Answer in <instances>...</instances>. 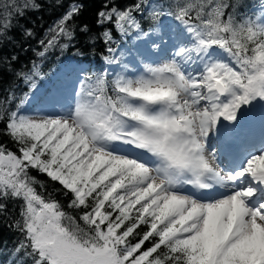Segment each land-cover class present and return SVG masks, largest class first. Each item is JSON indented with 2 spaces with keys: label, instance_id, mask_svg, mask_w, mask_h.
Here are the masks:
<instances>
[{
  "label": "snow or ice",
  "instance_id": "1",
  "mask_svg": "<svg viewBox=\"0 0 264 264\" xmlns=\"http://www.w3.org/2000/svg\"><path fill=\"white\" fill-rule=\"evenodd\" d=\"M40 7L0 0V137L12 145L0 139V222L19 207L11 264H264V0H108L96 33L71 0L39 40L40 62L17 70L3 48ZM81 39L102 43L114 67L82 76L79 60L43 64L57 49L83 55Z\"/></svg>",
  "mask_w": 264,
  "mask_h": 264
},
{
  "label": "trees",
  "instance_id": "2",
  "mask_svg": "<svg viewBox=\"0 0 264 264\" xmlns=\"http://www.w3.org/2000/svg\"><path fill=\"white\" fill-rule=\"evenodd\" d=\"M70 2L71 0H35V3L40 4L41 7L38 10H26V14L22 18H18L17 21H14V27L8 36V40L11 42L7 43L3 48V53L5 55L15 54L19 57V61L16 64L17 70L25 68L30 61L40 62L36 57V51L41 48L39 40L46 38L50 34L49 29L55 27ZM82 2L85 4V8L76 23L88 24L92 28L93 33L100 31V26L96 24L97 12L103 10V5L108 2V0H82ZM132 2L133 0H114V3L121 6H128ZM244 2L245 5L252 4L255 6V0H244ZM61 3H63V7L59 6ZM243 11H248L247 7L243 9ZM25 29L31 30L34 33L32 39L23 38ZM82 45L83 39H81L80 44L77 46L81 48L83 55L75 57V60L73 56L77 48H72L63 53L57 49L48 56L47 60L43 61V64L48 65L50 70H55L61 67L62 62L63 64H68L75 63L76 60H79L81 61L80 64L86 65V71L83 72V76L100 74L103 71L104 65V45L100 43L95 48L91 49H83ZM22 46L26 50H22ZM129 47H131V45H129ZM10 81L11 76L6 75L2 85L3 89H7ZM0 139L4 140L6 144H9V147L12 146L6 137H0ZM32 174L37 176L40 181L47 182V177L34 171ZM54 188H59V185L47 182V191L51 192L56 200L67 205L70 197H65L61 193L54 192ZM9 211L10 214L7 219L0 222V262H5V264H11L14 257L10 255V253H12L13 248L20 239L19 234L10 226L13 217L19 218L18 205L15 203L10 204Z\"/></svg>",
  "mask_w": 264,
  "mask_h": 264
},
{
  "label": "rangeland",
  "instance_id": "3",
  "mask_svg": "<svg viewBox=\"0 0 264 264\" xmlns=\"http://www.w3.org/2000/svg\"><path fill=\"white\" fill-rule=\"evenodd\" d=\"M257 14H258V13H257ZM79 66H80L81 68H83V69L86 68V65H82V64H80ZM113 67H114V66H110V65H107V64L104 63V65H103V71H104V72H109L110 69L113 68ZM116 73H117V74H125V73L123 72V69H121V68H117V69H116ZM126 74L134 76V75L138 74V71H132V72H129V73H126ZM81 75L83 76V73H81ZM73 102H74V98H73V96H72L71 89H69L68 94H67L66 103H67V104H72Z\"/></svg>",
  "mask_w": 264,
  "mask_h": 264
}]
</instances>
